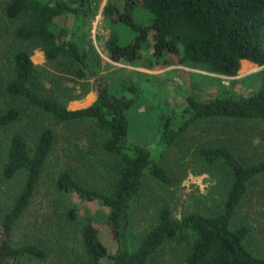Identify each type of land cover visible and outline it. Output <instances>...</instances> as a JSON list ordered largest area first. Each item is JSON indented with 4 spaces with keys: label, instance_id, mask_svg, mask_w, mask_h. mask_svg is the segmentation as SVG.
Instances as JSON below:
<instances>
[{
    "label": "trees",
    "instance_id": "16d2710c",
    "mask_svg": "<svg viewBox=\"0 0 264 264\" xmlns=\"http://www.w3.org/2000/svg\"><path fill=\"white\" fill-rule=\"evenodd\" d=\"M121 1V7L112 2L103 7V14L110 22L120 24L132 34L125 42H120L115 34L108 37L106 48L114 61L132 62L140 58L144 48H149L152 62L158 66L187 63L223 76L235 75L239 63L264 64V0ZM90 10L89 0L72 3L6 0L4 16L8 19L23 16V19L14 29L17 42L10 50L9 74L0 85V94L7 99L0 109V128L19 119L20 110L13 103L19 100L58 122L88 121L100 131L99 150L111 159L110 167L114 170V179L107 191L81 184L67 169L60 170L54 179L58 192L74 194L81 201H97L107 209L104 223L113 250H108L93 223L85 220L79 240L86 264H103V260L106 264H151L149 258L158 247L178 238L187 239L185 264H264V258L244 244L249 227L231 223L247 184L264 173V156L244 163L225 143H202L195 150L203 166L220 165L227 170V183L216 204L179 218H173L169 209L161 206L155 223L145 230L135 247L127 233L128 211L141 188L144 172L159 181H169L153 153L163 154L195 121L262 119L264 79L246 97L197 99L187 94L180 109H172L160 118L159 133L150 150L127 138V111L133 98L110 92L105 79L89 65L87 52L77 40L78 21ZM138 10L147 17L145 21L138 18ZM63 16L73 20L69 31L53 21ZM30 42L38 45L46 60L62 61L74 77H92L94 101L85 107L68 109L56 98L41 93L35 85V65L21 46ZM54 142L53 130L46 126L37 132L32 148L20 132L8 139L0 174L10 178L23 171L24 180L0 221V264H11L22 257H45L40 246L12 245L10 236L31 200ZM67 216L76 219L77 209L71 206Z\"/></svg>",
    "mask_w": 264,
    "mask_h": 264
},
{
    "label": "rangeland",
    "instance_id": "374dc122",
    "mask_svg": "<svg viewBox=\"0 0 264 264\" xmlns=\"http://www.w3.org/2000/svg\"><path fill=\"white\" fill-rule=\"evenodd\" d=\"M73 2L74 0H64ZM6 0H0V85L9 74L10 50L17 40L14 29L23 16L8 19L3 14ZM90 12L77 24V40L87 52L89 65L101 75L111 93L127 94L133 104L127 111L128 140L153 150L159 133L160 118L172 109H180L185 96L197 99L211 97H246L255 92L264 79V64L239 63L233 76L207 71L187 63L158 66L152 62L149 48L132 62L109 58L106 40L115 34L120 42L132 34L120 24L110 22L103 7L112 2L118 7L121 0H89ZM139 14V15H138ZM141 21L147 17L137 12ZM54 23L67 29L73 27L69 16L56 17ZM35 65V85L43 93L60 101L68 109L88 106L95 99L93 78L78 79L68 72L60 60H46L35 42L21 44ZM264 48V29L262 32ZM7 99L0 94V109ZM20 110L19 119L0 128V168L9 137L20 132L32 148L37 132L49 127L55 136L54 145L43 165L31 200L15 223L10 243H30L45 251L42 259L18 258L11 264H86L79 232L89 219L97 228L100 239L109 251L113 243L105 226L107 209L97 201H81L74 194H63L54 187V179L62 169L70 171L81 184L106 192L114 179L111 159L99 150L100 131L88 121L58 122L49 115L27 106L24 101L13 102ZM213 142L229 145L236 156L249 163L264 156V117L257 120H199L192 123L163 154L153 153L166 171L169 181L162 182L144 172L141 188L128 211L127 233L135 247L147 228L155 223L156 212L166 206L173 218L206 209L216 204L227 183V170L220 166H203L196 155L199 144ZM24 180L19 171L10 178L0 174V221L11 206ZM73 206L77 218L69 219L67 211ZM232 226L244 223L249 234L244 244L264 258V173L254 177L232 220ZM187 239L178 238L163 243L150 256L151 264H185ZM103 264L106 261L103 260Z\"/></svg>",
    "mask_w": 264,
    "mask_h": 264
}]
</instances>
